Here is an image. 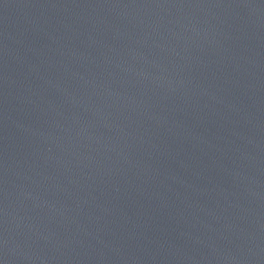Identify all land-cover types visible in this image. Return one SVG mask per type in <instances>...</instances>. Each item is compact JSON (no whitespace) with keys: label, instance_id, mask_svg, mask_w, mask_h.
Wrapping results in <instances>:
<instances>
[{"label":"water","instance_id":"1","mask_svg":"<svg viewBox=\"0 0 264 264\" xmlns=\"http://www.w3.org/2000/svg\"><path fill=\"white\" fill-rule=\"evenodd\" d=\"M0 264H264V0H0Z\"/></svg>","mask_w":264,"mask_h":264}]
</instances>
